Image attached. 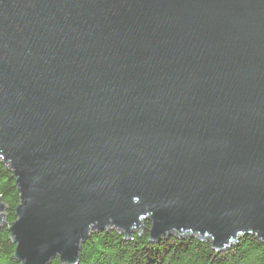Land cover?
I'll use <instances>...</instances> for the list:
<instances>
[{"label": "water", "instance_id": "95a60500", "mask_svg": "<svg viewBox=\"0 0 264 264\" xmlns=\"http://www.w3.org/2000/svg\"><path fill=\"white\" fill-rule=\"evenodd\" d=\"M0 162L19 264L264 243V0H0Z\"/></svg>", "mask_w": 264, "mask_h": 264}, {"label": "trees", "instance_id": "16d2710c", "mask_svg": "<svg viewBox=\"0 0 264 264\" xmlns=\"http://www.w3.org/2000/svg\"><path fill=\"white\" fill-rule=\"evenodd\" d=\"M0 202L4 205V223L0 228V264H19L15 245L8 229L15 222L19 194L8 167L0 162ZM150 224L143 231L125 239L116 231L90 234L81 245L77 264H264V243L246 236L222 253L217 254L208 242L196 238L170 237L149 242ZM49 264H60L53 259Z\"/></svg>", "mask_w": 264, "mask_h": 264}, {"label": "rangeland", "instance_id": "374dc122", "mask_svg": "<svg viewBox=\"0 0 264 264\" xmlns=\"http://www.w3.org/2000/svg\"><path fill=\"white\" fill-rule=\"evenodd\" d=\"M145 224V223H144ZM194 238V237H193Z\"/></svg>", "mask_w": 264, "mask_h": 264}]
</instances>
